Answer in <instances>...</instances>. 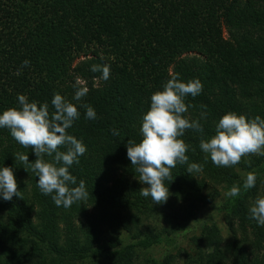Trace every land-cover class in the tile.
<instances>
[{
    "label": "trees",
    "instance_id": "trees-1",
    "mask_svg": "<svg viewBox=\"0 0 264 264\" xmlns=\"http://www.w3.org/2000/svg\"><path fill=\"white\" fill-rule=\"evenodd\" d=\"M93 65H109L110 78L99 79ZM177 74L203 84L185 102L194 105L186 114L191 119L207 111L200 120L205 139L229 112L264 119V0H0V114L19 108L18 95L47 102L50 111L56 93L76 104L80 118L68 133L87 152L70 172L89 192L86 201L57 207L31 169L15 160L20 152L34 162V152L0 128V168H12L23 196L0 198V264H135L138 251L168 233L153 226L155 219L178 225L221 192L230 241L204 225L184 264H264V227L248 211L264 196V156L217 167L199 148L201 134L188 131L182 139L191 146L189 162L203 164V172L191 176L187 165H177L165 204L140 195L147 185L127 157V141L140 142L152 94ZM76 86L89 90L79 102ZM83 103L97 119L86 118ZM249 172L257 174L256 186L226 197ZM173 261L168 254L145 264Z\"/></svg>",
    "mask_w": 264,
    "mask_h": 264
},
{
    "label": "clouds",
    "instance_id": "clouds-1",
    "mask_svg": "<svg viewBox=\"0 0 264 264\" xmlns=\"http://www.w3.org/2000/svg\"><path fill=\"white\" fill-rule=\"evenodd\" d=\"M25 60L23 67L29 66ZM92 72H100L99 79L110 78L109 65H93ZM19 74V73H17ZM86 87L76 86L73 100L79 102L87 94ZM203 91L199 79L182 82L179 75L170 78L162 90L154 92L150 98V108L143 115L140 128L141 140L136 143L127 141V157L139 182L147 187L141 188L140 195L151 197L153 204H165L171 193L169 184L174 180L172 170L177 165H187V173L199 174L204 170L200 163H190L187 152L190 145L182 137L188 131L200 133L199 148L217 167H234L248 156H264V119L260 116L249 119L243 114L229 112L223 115L215 127V135L205 139L201 119H206L207 111H202L199 119H191L186 114L194 105L186 104L187 96L195 98ZM19 108L13 107L0 114V128L9 130L11 137L22 147L30 148L36 159L29 162V156L16 153L15 160L25 165V170L38 177L37 187L42 194L51 196L57 207L70 208L73 204L86 201L89 192L85 181L71 174L72 166L79 165L80 157L85 155L87 147L82 140L68 133L74 122L80 118L76 104L59 93L54 94L49 104L29 102L25 95H18ZM85 109L86 118L97 119L94 108L86 103L80 104ZM201 108L206 106L201 105ZM113 135L119 132L112 130ZM46 157L50 159H46ZM257 174L249 172L240 185H233L225 196L239 197L242 190L256 186ZM170 182V183H166ZM13 197L23 199L12 168H0V198L11 201ZM250 218L258 226L264 227V196L257 197L249 208Z\"/></svg>",
    "mask_w": 264,
    "mask_h": 264
},
{
    "label": "rangeland",
    "instance_id": "rangeland-1",
    "mask_svg": "<svg viewBox=\"0 0 264 264\" xmlns=\"http://www.w3.org/2000/svg\"><path fill=\"white\" fill-rule=\"evenodd\" d=\"M223 197L224 193L221 192L220 196L215 198L212 203L198 207L192 217L178 225H169L160 215L153 221V226L158 229H166L168 233L160 236V242L157 245L147 250L138 251L135 264H145L150 261L159 263L168 254L173 256V262H175L173 264H184L195 252V244L199 241L193 242V238L195 239L200 235V230L204 225H214L218 229L223 243L229 242L230 234L227 232L222 212L219 209V203ZM118 237L121 241L129 240L121 232H118Z\"/></svg>",
    "mask_w": 264,
    "mask_h": 264
}]
</instances>
